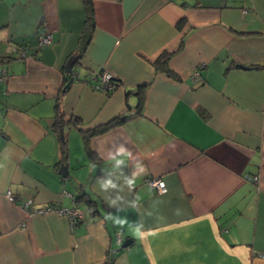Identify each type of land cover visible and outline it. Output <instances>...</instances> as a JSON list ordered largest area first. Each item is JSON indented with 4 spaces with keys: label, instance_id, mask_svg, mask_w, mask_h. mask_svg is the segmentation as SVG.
<instances>
[{
    "label": "crops",
    "instance_id": "crops-1",
    "mask_svg": "<svg viewBox=\"0 0 264 264\" xmlns=\"http://www.w3.org/2000/svg\"><path fill=\"white\" fill-rule=\"evenodd\" d=\"M90 1L0 0V264H264V0Z\"/></svg>",
    "mask_w": 264,
    "mask_h": 264
},
{
    "label": "built area",
    "instance_id": "built-area-1",
    "mask_svg": "<svg viewBox=\"0 0 264 264\" xmlns=\"http://www.w3.org/2000/svg\"><path fill=\"white\" fill-rule=\"evenodd\" d=\"M50 43H51L50 33H45L44 35L38 37L37 45L39 47L44 45H49ZM25 49H26L25 46H20V45L13 46L14 52L17 53L18 51H21L20 56H23L25 54L24 53ZM67 74L68 77L71 79H74L76 77V73L73 72L72 70L67 72ZM4 75H5V69L1 68L0 77H3ZM191 77L196 82L201 81V76L199 74L198 68L193 71ZM95 79L96 82L95 84L91 85L92 88H95L98 91L105 94L113 91L117 85V83H115L116 78L106 70L99 72ZM252 179L256 180L257 177L253 176ZM146 183L157 193H163L166 191V184L161 177L158 176L148 177L146 178ZM65 194L71 196V194H69L68 192H65ZM8 196L12 198V195L9 192H8ZM20 206L28 216L34 214L43 215L49 212H56L57 214L62 215L67 219L70 229L74 228L83 217V210L80 208L79 205H77L75 200H73V204L69 207H53V206L34 207L31 205L30 201L22 202Z\"/></svg>",
    "mask_w": 264,
    "mask_h": 264
},
{
    "label": "trees",
    "instance_id": "trees-1",
    "mask_svg": "<svg viewBox=\"0 0 264 264\" xmlns=\"http://www.w3.org/2000/svg\"><path fill=\"white\" fill-rule=\"evenodd\" d=\"M83 3L85 4L86 18H85V26H84V30H83L84 35L82 37L88 38L89 33H90L92 26H93V17H92L93 9H92L90 0H83ZM83 45L81 46V48L83 47ZM168 58H169V54L165 52L163 55H161L155 61V63H156L157 68H161L167 74H172L170 68L168 67ZM69 79L70 78L67 76V79H65V80L67 81ZM117 82H118V80H115V83H117ZM144 83L140 84L139 88L143 87ZM56 107H57V115H56L55 119L53 120V126L55 129H57L56 131H58L60 127H64V125L69 124V123L73 124V126L79 127L78 126L79 119L77 118V116H75V117L74 116L63 117L62 113L58 109V105ZM137 107H139V104L137 105ZM120 118L121 117H114L111 120H109L103 124H100L98 126H95L91 129H88L87 131L83 132L85 145H87V139L90 135L98 133L100 131H103L104 129L120 122ZM63 144H64V138L61 139V145H63ZM79 198H83L89 207H93L95 205V202L93 201V199L86 197L85 193L82 194V196H78L76 198V200H78Z\"/></svg>",
    "mask_w": 264,
    "mask_h": 264
},
{
    "label": "water",
    "instance_id": "water-1",
    "mask_svg": "<svg viewBox=\"0 0 264 264\" xmlns=\"http://www.w3.org/2000/svg\"><path fill=\"white\" fill-rule=\"evenodd\" d=\"M74 58H75V56H71V57L67 60L65 66H64L66 72L71 71V68H72V65H73ZM68 85H69V84H67L66 86H68ZM58 131H59V136H60V138L63 139V136H64V135H63V134H64L63 127H60ZM63 167H64V169L66 168V166H64V165H63ZM60 173L63 174V171L60 170ZM130 241H131L130 239H125V240L123 241V243H122V246H126Z\"/></svg>",
    "mask_w": 264,
    "mask_h": 264
},
{
    "label": "rangeland",
    "instance_id": "rangeland-1",
    "mask_svg": "<svg viewBox=\"0 0 264 264\" xmlns=\"http://www.w3.org/2000/svg\"><path fill=\"white\" fill-rule=\"evenodd\" d=\"M77 133V132H76Z\"/></svg>",
    "mask_w": 264,
    "mask_h": 264
}]
</instances>
